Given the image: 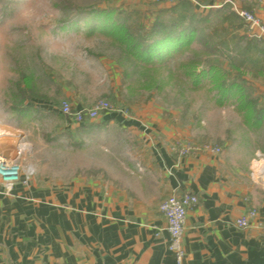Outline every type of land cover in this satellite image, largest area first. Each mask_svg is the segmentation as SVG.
Returning <instances> with one entry per match:
<instances>
[{"label":"crops","instance_id":"crops-1","mask_svg":"<svg viewBox=\"0 0 264 264\" xmlns=\"http://www.w3.org/2000/svg\"><path fill=\"white\" fill-rule=\"evenodd\" d=\"M257 1L244 5L264 23V6ZM224 3L200 0V21L190 4L179 29L197 23V34L208 16L226 9ZM182 8L162 18L173 20ZM154 11L150 22L159 18ZM226 24L232 23L222 19L220 25ZM248 42L239 56L212 63L228 86L227 94L215 90L211 96L212 112L221 117L227 111L231 117L226 129L191 135L190 127L177 125L163 110H130L128 117L105 113L75 124L74 141H83L85 153L67 182L38 177L24 158L30 145L26 131L0 121V154L16 158L21 148L23 179L27 167L33 170L11 193L0 190V264H175L159 212L173 193L198 198L186 216L183 264H264V236L257 226L264 222V174L254 169L257 177L252 168L257 156L264 163V39ZM104 66L116 89V66L110 61ZM14 113L22 117L23 112ZM176 142L193 151L177 156L171 152ZM208 147L221 152L209 153ZM250 209L257 212L250 226L237 228L235 220Z\"/></svg>","mask_w":264,"mask_h":264},{"label":"rangeland","instance_id":"rangeland-1","mask_svg":"<svg viewBox=\"0 0 264 264\" xmlns=\"http://www.w3.org/2000/svg\"><path fill=\"white\" fill-rule=\"evenodd\" d=\"M199 1L190 3L197 21L204 17L197 7ZM228 1L240 10H247L264 25L244 5L249 0H226L225 10L214 12L202 23V29L196 28L199 32L190 45H185L173 57H165L156 66L145 67L111 35L100 30L115 26L112 22L117 16L125 18L139 10V23L133 35L144 46L150 42L145 39L146 28L152 23L154 8L163 9L158 7L160 3L153 0H0V121H9L26 131L25 141L30 145L24 158L35 166L38 177L52 183L67 182L84 157L83 141L80 138L74 141L75 124L59 111L64 102L73 108L79 104L88 108L106 101L112 108L108 113L126 110L128 116L130 110L133 114L141 110H163L166 114L172 113L177 125L183 122L190 127L191 135L202 132L211 136L212 128L226 129L231 118L228 112L224 111L221 117L217 111L212 112L211 96L216 90L213 81L193 87L194 81L198 83L202 76L189 75L218 60L227 61L229 54L239 56L240 48L250 45L248 41L253 42L244 21L231 11ZM257 4L264 6V0ZM93 11L109 16H99L93 21L95 26L105 25L100 24L103 27L98 26L89 34L88 18ZM230 12L237 20L231 25H220L223 16H229ZM196 24L192 26L195 28ZM214 44L225 51L217 52ZM228 46L232 48L230 53ZM105 61L116 66V89L108 77ZM19 110L23 112L22 117L14 115Z\"/></svg>","mask_w":264,"mask_h":264},{"label":"built area","instance_id":"built-area-1","mask_svg":"<svg viewBox=\"0 0 264 264\" xmlns=\"http://www.w3.org/2000/svg\"><path fill=\"white\" fill-rule=\"evenodd\" d=\"M157 3H164L167 5L174 4L177 0H153ZM189 3L197 4V0H187ZM231 5L230 9L234 12L241 20L244 21L246 29L250 34L252 40L260 41L264 38V25H262L256 18L249 13L247 10L238 9L235 4L228 1ZM59 111L67 116L72 123L80 125L85 122H92L101 115L112 111L110 104L106 101L96 102L93 106L88 108H73L67 103H62L59 107ZM123 117H127L128 113L126 110L119 112ZM21 148L17 150L16 158L5 157L0 154V190L3 194H9L15 188L16 185L20 184L22 181L24 183L33 174L31 167H27V174L23 179V166L18 161ZM205 150L209 153L219 154L221 150L215 147H208ZM193 148L189 145H184L176 142L171 147V152L179 157H186L191 154ZM257 164L262 162L260 156H257L255 161ZM255 163V164H256ZM254 174L261 176L253 171ZM198 202V198L191 193H184L178 195L176 193L171 194L168 198L162 201L159 205V212L166 221V230L169 235V245L168 249L173 254L175 264H183L185 253L183 249V232L186 222L187 212L190 208L195 206ZM257 215L255 209H250L238 219L235 220L234 224L239 229H246L250 226L251 220H253ZM258 228L264 236V222L258 223Z\"/></svg>","mask_w":264,"mask_h":264},{"label":"trees","instance_id":"trees-1","mask_svg":"<svg viewBox=\"0 0 264 264\" xmlns=\"http://www.w3.org/2000/svg\"><path fill=\"white\" fill-rule=\"evenodd\" d=\"M176 5V6H175ZM181 5L183 14L177 16L173 20L166 21L162 18L164 14L174 11V9ZM190 3L186 0H177L171 5L169 9H159L156 11L159 14V18L154 20L149 27L146 28V37L145 39H149L146 45L139 44L137 40H135L133 35V30L136 29V24L139 23V10H134L129 13L125 18L121 16H117L114 18L111 28L107 30H100V33L109 34L120 44L121 47L124 48L126 52L139 64L147 67V66H156L157 63L162 62L165 57H173L175 53L182 50L185 45H190L193 42L194 37L196 35L195 28L188 24L186 28L179 29L183 24L185 17L184 14H187L189 10ZM104 12H92V15L89 16L88 20H90V31H95L98 26L103 27L105 25L95 26V22L98 20L99 16L108 17L109 14H102ZM193 17V16H192ZM232 18V19H231ZM233 19L237 20V16L232 12L229 13V16L223 18V21L233 23ZM195 73V74H194ZM189 75V77L196 78L202 76L200 80L197 82L194 81L192 84L193 87L199 86L203 83H207L209 80L213 81L215 85V89L219 92H224L227 94V84L226 78L223 71L218 68V66L205 65L202 70H198ZM197 83V84H196Z\"/></svg>","mask_w":264,"mask_h":264},{"label":"bare ground","instance_id":"bare-ground-1","mask_svg":"<svg viewBox=\"0 0 264 264\" xmlns=\"http://www.w3.org/2000/svg\"><path fill=\"white\" fill-rule=\"evenodd\" d=\"M2 131V130H1ZM1 131H0V134H1ZM255 170L257 172H260V173H263L264 174V163H259V164H256L255 166Z\"/></svg>","mask_w":264,"mask_h":264}]
</instances>
